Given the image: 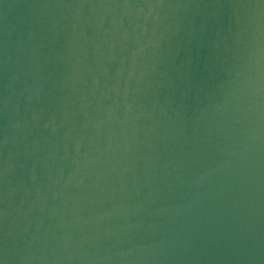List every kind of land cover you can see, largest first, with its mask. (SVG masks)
I'll list each match as a JSON object with an SVG mask.
<instances>
[{"label": "water", "instance_id": "water-1", "mask_svg": "<svg viewBox=\"0 0 264 264\" xmlns=\"http://www.w3.org/2000/svg\"><path fill=\"white\" fill-rule=\"evenodd\" d=\"M2 264H264V0H0Z\"/></svg>", "mask_w": 264, "mask_h": 264}, {"label": "snow or ice", "instance_id": "snow-or-ice-1", "mask_svg": "<svg viewBox=\"0 0 264 264\" xmlns=\"http://www.w3.org/2000/svg\"><path fill=\"white\" fill-rule=\"evenodd\" d=\"M0 264H2V262H0Z\"/></svg>", "mask_w": 264, "mask_h": 264}]
</instances>
